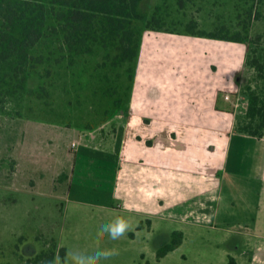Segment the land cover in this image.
<instances>
[{
    "label": "rangeland",
    "instance_id": "obj_1",
    "mask_svg": "<svg viewBox=\"0 0 264 264\" xmlns=\"http://www.w3.org/2000/svg\"><path fill=\"white\" fill-rule=\"evenodd\" d=\"M160 4L162 29L144 25L132 80L127 65L111 64L102 51L78 56L68 69L55 65L50 76L45 65L38 73L31 71L27 85L37 94H0V264H26L52 250L55 242L61 257L63 246L92 252L100 226L117 216L128 218L134 227V213L118 209L122 203L117 196L102 217L96 211L86 215L91 208L74 201L101 200L106 182L110 190L119 183L150 192L154 212L172 220L157 218L152 233L143 228L150 227L146 218L139 232L132 228L118 240L105 235L100 247L116 248L119 255L103 264L230 261L217 248L221 240L208 228L190 233L164 258L157 252L171 242L174 228L188 227L184 222L191 219L207 220L213 212L227 135L246 120L248 86L259 84L246 59L253 39L261 37L264 47V0H143L145 17ZM190 21L197 22L195 31L240 33L244 40L190 33ZM143 92L147 95L139 99ZM259 144L235 137V145L244 148L237 159L240 191L250 188L255 198L260 158L254 152ZM79 154V161H88L85 169L90 173H76L72 184ZM101 156L105 163L97 166L94 161ZM226 174L223 170L225 189L231 181V172ZM242 195L231 207V226L256 219L257 204ZM147 203L141 198L137 208L147 209ZM260 219L263 232L252 227L256 243L246 241L254 264H264V215ZM225 245L229 247L228 241Z\"/></svg>",
    "mask_w": 264,
    "mask_h": 264
},
{
    "label": "trees",
    "instance_id": "obj_2",
    "mask_svg": "<svg viewBox=\"0 0 264 264\" xmlns=\"http://www.w3.org/2000/svg\"><path fill=\"white\" fill-rule=\"evenodd\" d=\"M167 2V0H163ZM182 1V0H178ZM143 0H0V94L23 97L37 94L27 82L39 66L50 76L55 65L70 68L78 56L104 51L106 60L126 66L133 79L144 25L161 30V4L150 18L141 9ZM145 23V24H144ZM196 21L187 24L190 33L243 41L240 33L221 35L205 29L195 31ZM54 55L56 57H54ZM55 59V62H54ZM246 62L256 71L258 86H248L246 120L239 123L243 133L264 136V47L261 37L251 41ZM48 63V65H47ZM44 77V75L42 74ZM44 87V86H41ZM43 97L41 94H39ZM184 233L173 231L171 242L158 249V257L177 248ZM53 249L29 258L26 264H47L57 253ZM64 257L67 248H61ZM228 264H234L231 258Z\"/></svg>",
    "mask_w": 264,
    "mask_h": 264
},
{
    "label": "crops",
    "instance_id": "obj_3",
    "mask_svg": "<svg viewBox=\"0 0 264 264\" xmlns=\"http://www.w3.org/2000/svg\"><path fill=\"white\" fill-rule=\"evenodd\" d=\"M148 41H149V39L146 42L148 43ZM141 52H142V45H141V49H140V55H141ZM149 89L151 92L152 87L150 85H149ZM134 92H135V86H134ZM142 95H147V94H145V93L140 94L139 99H142V97H143ZM147 99H148V103H151V101H152L151 100V93H148ZM139 102H141V100H138V102H136V103H139ZM236 136L246 138V139H253V140H256L258 143H261V144H259L260 148H255V149H258V151L254 152L260 158V161L257 162V166H256L257 169L260 170L259 186H258L259 196H257L256 198L253 195L250 196V194H254V193L256 194V192H253V190H249L250 188L242 190L244 192V194L246 195V200H248L249 197H251V200L257 204V208L255 211L256 219L253 223H241V222L236 223L235 222L231 226V225H229L230 224L229 219L231 217V212L233 211V210H231V207L233 204H235V202L239 198H241V196L244 198V195H242V191H240L241 185L237 179V177L239 176L238 170L240 169L239 162L237 159L240 158L241 156H243L244 148L242 147V145H235V137ZM80 156L81 155L79 154L77 161H76L74 171L72 173V184L75 182L74 176L76 175V173L79 172V173L83 174L86 172L85 173L86 175L90 173L88 170H86L88 168V166H87L88 161L86 160L85 157L81 161H79ZM90 156H92V155H90ZM234 157L236 158L235 160H233ZM94 162H96V164H98L97 166H99V165L104 164L105 160L101 156V158L98 161L96 160ZM100 169H102V168H100ZM97 170H96V173H97ZM223 170H227L226 177H227L228 173L231 172V179H230L231 181L229 182L227 189H225V182L223 180ZM98 171L101 172V170H98ZM116 173L118 174V171H116ZM226 177H225V179H226ZM152 178H154V179H152ZM155 178H156L155 176L151 177V179L153 181L156 180ZM118 184L119 183H115L114 185H112V189L110 190L108 187V183L106 182V186H105V190H104L105 191L104 197L101 200H98V199L94 200V201L88 200L85 202L82 199H79L76 197L73 198L72 195H69L70 196L69 200H71L73 198L74 201H76V203H81V204L85 205L86 207L89 206L91 208V210H86V211H88V212L85 211L86 215H88V216H89V214L94 215V213L96 211L98 213H101V217H102V213H108V211L110 212V202H112L113 198L115 196H117L121 200V203H122V208H118V209L125 210V206H127V208H129V209H132L131 212L134 213V216L136 218L135 219L136 224L134 225L133 229H135L137 232L142 230V229H140V227H138L139 223H141L147 219L150 222V227L147 225L146 226L144 225L143 228H144V230L147 229V231L149 233H152L155 230V222H156L155 220L157 218L167 217V218L172 220V218H170V216H167L164 214L158 215V214H156V212H154L155 196H152L150 194V192L145 191L143 194L142 192H139V190H131L130 186L127 184L122 185V187L119 186ZM77 188L80 191L81 186H77ZM141 198H144L145 201L146 200L148 201V203L145 204L148 207L147 209L145 208L142 210V209L137 208ZM223 205H225L226 208H221ZM95 208H96V210H95ZM262 215H264V136H262V137L253 136V135L243 133L239 130L232 131L227 135V139L225 142V156H224L222 169L220 172V179L218 180V184H217L216 201H215V204L213 206V212L207 220L197 221V220L191 219L190 221L184 222L185 225H188V227L183 226V227L174 228V230H180L184 233L183 241L181 242V244L177 248L182 246L187 241V238L189 237L190 233L193 232V234H195V232H197L199 230H202L204 228H208L211 231H213V234H215L217 239L219 238V240H221L220 243H218L217 248L219 250H221V253L223 255H227L228 258L231 257L234 260V264H254L252 252L250 251V249H248V246H247L248 243L246 244V241H248V242L252 241L253 244L256 243V236L255 235L257 233L255 234L253 232V230L255 228L258 229V227L261 228V222H260L261 219L260 218ZM245 217H246V221L251 219L247 212L245 214ZM229 227H230V229H229ZM252 227H254V229ZM259 230H260V232H263L262 228ZM230 239H231V242H230ZM241 240L242 241L244 240V243L246 245L243 244V242H241ZM227 241H228L229 247L226 248L225 244ZM261 245H262V247H264V235H262V233H261ZM242 246H243V249H241ZM237 247L238 248L240 247V251L239 252L233 251V249L235 250ZM168 254L169 253H167L165 256H167ZM155 256H156V253H155ZM164 257H161V258H164Z\"/></svg>",
    "mask_w": 264,
    "mask_h": 264
},
{
    "label": "clouds",
    "instance_id": "obj_4",
    "mask_svg": "<svg viewBox=\"0 0 264 264\" xmlns=\"http://www.w3.org/2000/svg\"><path fill=\"white\" fill-rule=\"evenodd\" d=\"M125 210L131 211L132 209L125 206ZM132 228L133 225L128 218L117 216L100 226L96 234V247L92 252L69 250L66 251L64 257L56 253L47 264H103V262L119 255V250L116 248L100 247V241L103 237L107 235L112 240H118L132 230Z\"/></svg>",
    "mask_w": 264,
    "mask_h": 264
},
{
    "label": "bare ground",
    "instance_id": "obj_5",
    "mask_svg": "<svg viewBox=\"0 0 264 264\" xmlns=\"http://www.w3.org/2000/svg\"><path fill=\"white\" fill-rule=\"evenodd\" d=\"M147 40H148V39L145 40L146 45H145V47H144V53L146 52V46H147V42H146V41H147Z\"/></svg>",
    "mask_w": 264,
    "mask_h": 264
},
{
    "label": "built area",
    "instance_id": "obj_6",
    "mask_svg": "<svg viewBox=\"0 0 264 264\" xmlns=\"http://www.w3.org/2000/svg\"><path fill=\"white\" fill-rule=\"evenodd\" d=\"M74 145H75V143H74Z\"/></svg>",
    "mask_w": 264,
    "mask_h": 264
}]
</instances>
